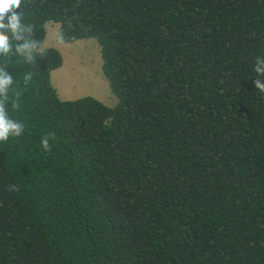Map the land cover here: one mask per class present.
Listing matches in <instances>:
<instances>
[{"label": "trees", "instance_id": "trees-1", "mask_svg": "<svg viewBox=\"0 0 264 264\" xmlns=\"http://www.w3.org/2000/svg\"><path fill=\"white\" fill-rule=\"evenodd\" d=\"M0 264H264V0H0Z\"/></svg>", "mask_w": 264, "mask_h": 264}, {"label": "rangeland", "instance_id": "rangeland-1", "mask_svg": "<svg viewBox=\"0 0 264 264\" xmlns=\"http://www.w3.org/2000/svg\"><path fill=\"white\" fill-rule=\"evenodd\" d=\"M58 41L63 65L52 72L50 79L52 84L53 81L56 82L59 97L66 99V96L75 98L92 95L108 105H114L117 96L111 91L108 79L103 73L97 40L87 37L69 42L58 38Z\"/></svg>", "mask_w": 264, "mask_h": 264}, {"label": "crops", "instance_id": "crops-1", "mask_svg": "<svg viewBox=\"0 0 264 264\" xmlns=\"http://www.w3.org/2000/svg\"><path fill=\"white\" fill-rule=\"evenodd\" d=\"M59 25H60V23L57 22V21H52V20L50 21L49 20V21L45 22V36H44V39L42 41L41 48H45V47H49V46H53V47H56L58 49L60 48L59 47V43H58L59 42L58 41V38H59L58 37ZM54 70H56V68L51 70L50 76H51V74H52V72ZM53 85L56 88L58 96H59L58 86L56 85L55 81H53ZM66 99H69V98H67V96H66Z\"/></svg>", "mask_w": 264, "mask_h": 264}, {"label": "bare ground", "instance_id": "bare-ground-1", "mask_svg": "<svg viewBox=\"0 0 264 264\" xmlns=\"http://www.w3.org/2000/svg\"><path fill=\"white\" fill-rule=\"evenodd\" d=\"M97 65V64H96ZM94 68V67H93ZM96 74V73H95Z\"/></svg>", "mask_w": 264, "mask_h": 264}]
</instances>
